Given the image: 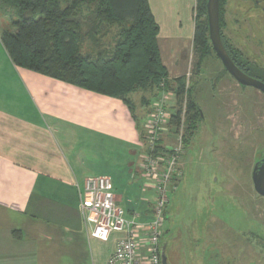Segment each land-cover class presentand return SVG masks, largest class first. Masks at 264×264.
I'll use <instances>...</instances> for the list:
<instances>
[{
    "label": "crops",
    "instance_id": "crops-1",
    "mask_svg": "<svg viewBox=\"0 0 264 264\" xmlns=\"http://www.w3.org/2000/svg\"><path fill=\"white\" fill-rule=\"evenodd\" d=\"M149 3L169 79L190 74L197 0ZM168 10L170 27L161 19ZM158 95L137 90L128 105L18 67L0 34V264H108L125 235L112 233L106 242L89 236L77 187L89 177L112 179L128 219L153 221L155 182L143 165Z\"/></svg>",
    "mask_w": 264,
    "mask_h": 264
},
{
    "label": "rangeland",
    "instance_id": "rangeland-1",
    "mask_svg": "<svg viewBox=\"0 0 264 264\" xmlns=\"http://www.w3.org/2000/svg\"><path fill=\"white\" fill-rule=\"evenodd\" d=\"M260 1L264 6V0ZM222 11V32L230 45L264 70V7L257 9L251 0H222ZM12 13V9L0 10L1 35L13 31L9 19ZM167 13L169 10L162 12L161 19L163 25L170 27L174 12ZM197 16L200 22L207 19L200 9ZM89 23L85 32L90 29ZM119 31L118 27L109 28V32L103 34L102 42L111 48ZM92 39L83 41L84 51L94 46ZM161 45L166 56L164 41ZM198 59L195 49L192 59L194 69L186 74V79L190 88L188 100L191 97L199 106L203 120H198L194 131L189 129L185 118L183 150L179 159L182 167L179 166L180 170L170 184V203L165 209L161 243L162 246L167 245L170 264H259L258 257L249 258L244 250H233L231 238H242L246 232L255 231L264 239V225L251 219L249 214L255 211L256 216L264 217V198L260 199L255 194L251 169L247 165L249 160L253 162L262 154L260 145L264 133L260 132L264 128V118L256 110L251 114L256 120H252L247 111L254 104L259 107L260 100L251 94L244 95L248 99L245 111L248 119H235V110H238L239 101L243 98L236 82L224 74L213 49L205 58L200 73L194 74ZM215 81L219 86H214ZM164 91L173 96L166 86L161 88L160 93ZM141 95L138 93L135 96L138 99ZM178 106L177 102L176 110ZM166 131L163 137H168L158 144L154 155L167 156L178 147L180 132L177 133L175 127H171L170 132ZM251 136H260V145L252 146L246 142ZM260 243L264 242L256 243L259 250Z\"/></svg>",
    "mask_w": 264,
    "mask_h": 264
},
{
    "label": "trees",
    "instance_id": "trees-1",
    "mask_svg": "<svg viewBox=\"0 0 264 264\" xmlns=\"http://www.w3.org/2000/svg\"><path fill=\"white\" fill-rule=\"evenodd\" d=\"M207 1L197 0L196 12L200 9L207 15ZM5 9L13 11L9 17L13 31L4 32L2 42L16 66L123 99L128 105L131 93H160L165 81L179 103L169 126L180 124L187 77L169 79L158 43L159 25L149 0H0V10ZM220 11L221 17L222 0ZM88 22L90 29L85 32ZM116 26L120 31L115 44L104 48L103 34ZM92 37L95 47L84 51L83 41ZM194 42L199 55L195 74L213 49L207 19L200 22L197 16ZM249 72L258 73L255 69ZM186 118L194 131L203 118L191 97Z\"/></svg>",
    "mask_w": 264,
    "mask_h": 264
},
{
    "label": "built area",
    "instance_id": "built-area-1",
    "mask_svg": "<svg viewBox=\"0 0 264 264\" xmlns=\"http://www.w3.org/2000/svg\"><path fill=\"white\" fill-rule=\"evenodd\" d=\"M165 88L166 82L160 85ZM189 82L186 85L180 124L177 125L178 147L167 156L154 155L156 147L164 138L165 131L177 111L169 109V95L166 91L157 100L151 119L147 125L145 144L147 153L143 169L145 174L155 182L157 200L153 209V221L141 224L136 219H128L126 212L117 201L113 181L109 176L87 178L83 185H77L80 196V211L84 223L89 229V236L103 242L109 240L112 233H124L118 240L114 253L108 264H162L161 227L165 209L170 203L169 190L174 175L178 174L179 159L182 155L183 131L188 106ZM173 97L178 102L177 95ZM179 104V103H178ZM166 131V132H167ZM176 190V187L175 189Z\"/></svg>",
    "mask_w": 264,
    "mask_h": 264
},
{
    "label": "flooded vegetation",
    "instance_id": "flooded-vegetation-1",
    "mask_svg": "<svg viewBox=\"0 0 264 264\" xmlns=\"http://www.w3.org/2000/svg\"><path fill=\"white\" fill-rule=\"evenodd\" d=\"M254 5L257 7V9H261L262 7H264L262 5V1L260 0H251ZM221 12V11H220ZM223 12V11H222ZM222 15V13H221ZM220 20H221V34H222V40H223V43H224V46L230 56V58L232 59V61L235 63V65L240 69L242 70L245 74H247L248 76L254 78V79H257L261 82L264 83V70L262 68H259L258 66H256L255 64L251 63V61H249L248 59H245L244 56H242V54L240 52H238L237 50L233 49V47L230 45V43L228 42V40L226 39V36L225 34H223L222 30H223V26H224V20H223V16L220 17ZM214 50V49H213ZM217 59L219 60V62L221 63L222 65V68H223V71H224V74L231 80L235 81L236 82V85L237 87L239 88V91L243 94V98H241V100L239 101V108L238 110H235V119H240L241 118V121H244L246 119H248L245 114V111L247 110V101L248 99H246L244 97V95H248V94H251V95H254L255 99H259L260 101V105L258 107L257 104H254L250 107V109H248L247 111L250 113V115H248V117L252 120L255 119V117L251 114H253L254 112H257V113L261 118H264V114H262V111H264V91L262 90H259L257 88H254V87H250V86H242L224 67L222 61L220 60V58L218 57V55L216 54V52L214 51ZM251 69H255L256 72H258L257 74H251ZM222 82V81H221ZM215 87L219 86V84L217 83V81H215V84H214ZM250 89H254L256 91H251ZM222 92V90H221ZM251 100V99H250ZM254 101V100H253ZM256 103V102H255ZM256 105H257V108H256ZM234 108H237L234 107ZM237 113H241V114H237ZM256 114V115H257ZM203 120V118H202ZM256 120V119H255ZM264 124H262L263 126ZM264 133V128L261 129V132L260 133ZM262 138H263V142H259L261 140V137L260 136H251L250 138L247 139L246 142L248 143H251L252 146H256L257 144L260 145V148L262 150V154L257 158L255 157V160L252 162L251 160L248 161L247 165L249 166V168L251 169V184L253 186V190L255 192V194L260 198H264V196L260 195L257 193V191L255 190V182H254V177H255V174L256 173H259V171L261 170V168L264 166V134H262ZM249 140V141H248ZM245 142V143H246ZM254 211V210H253ZM256 213L257 212H252L250 211L249 214H250V218L255 220V221H259V223L263 224L264 225V217L262 216H256ZM261 215V214H260ZM261 228V227H260ZM260 230V229H259ZM262 230V228H261ZM259 242H264V239L262 237H259L257 235V233L255 231H248L244 234V236L242 238L240 237H233V239L231 238V247L233 250H237L238 251H241V250H244V254L245 255H248L249 258L251 257H258L259 258V264H264V243H260L259 247L261 248L259 250V248L257 247L258 245L256 243H259ZM163 247V246H162ZM262 250V251H261Z\"/></svg>",
    "mask_w": 264,
    "mask_h": 264
},
{
    "label": "water",
    "instance_id": "water-1",
    "mask_svg": "<svg viewBox=\"0 0 264 264\" xmlns=\"http://www.w3.org/2000/svg\"><path fill=\"white\" fill-rule=\"evenodd\" d=\"M221 0H208L207 1V20L209 28V37L212 47L220 60L222 61L225 69L244 87L250 86L264 91V83L254 79L242 70H240L230 58L221 34V20H220ZM203 116V114H202ZM255 190L258 194L264 196V166L259 173L254 177ZM167 245L162 247L161 259L162 264H170L166 252Z\"/></svg>",
    "mask_w": 264,
    "mask_h": 264
}]
</instances>
